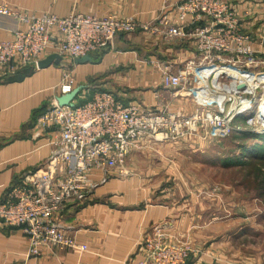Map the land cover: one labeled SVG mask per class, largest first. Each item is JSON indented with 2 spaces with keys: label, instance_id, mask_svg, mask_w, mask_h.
<instances>
[{
  "label": "crops",
  "instance_id": "crops-1",
  "mask_svg": "<svg viewBox=\"0 0 264 264\" xmlns=\"http://www.w3.org/2000/svg\"><path fill=\"white\" fill-rule=\"evenodd\" d=\"M1 1L34 14L51 13L65 17L83 12L97 17H134L142 22L156 20L160 12L172 18L176 7L183 2ZM228 1L234 2L239 10L251 3ZM238 15L242 21L248 19V16L242 14L241 18ZM16 25L14 19L0 17V41L11 38ZM244 25L248 29L246 23ZM148 40L155 42L154 37L146 33L120 34L101 60L75 65L74 68L82 80L98 74L99 80H95L94 86L100 91H111L109 89L123 84L125 89L118 90L119 93L117 90L112 92L118 93L129 103L159 111L164 107L175 110L180 103L177 97L184 99L190 96L181 89L164 88L160 84L161 65L154 63V60L159 59L162 65L164 62L172 67H180L193 56L194 45L167 48L156 45L150 50L140 45ZM146 49L149 53L157 51L156 57L153 54H150L152 57H141ZM164 53H169L170 57L167 59ZM62 69V66L55 64L45 69L28 66L18 72L0 67V202L6 199L12 188L22 184L28 186L31 176L45 169L44 164L52 152V133L39 126L37 116L60 95L58 86ZM80 97L82 95L79 93L76 100ZM195 99L187 98L194 102ZM205 102L211 104L208 100ZM170 144L169 141L142 139L129 152L124 166V172L128 174L122 175L117 168L109 170L104 183H100L101 177H96L99 183L92 192L82 199H71L62 212L53 217L55 223L64 227L79 245L87 246L88 250L43 247L40 255H31L22 230L0 222V264H139L147 254L146 239L158 234H162L167 243L183 241L190 245L192 252L188 264H257L231 257L226 239L218 240L207 225H198V221L204 218V211H196L195 206H200V201L187 192L189 180L180 174L185 166L178 160L186 152L177 148L176 144Z\"/></svg>",
  "mask_w": 264,
  "mask_h": 264
},
{
  "label": "built area",
  "instance_id": "built-area-1",
  "mask_svg": "<svg viewBox=\"0 0 264 264\" xmlns=\"http://www.w3.org/2000/svg\"><path fill=\"white\" fill-rule=\"evenodd\" d=\"M177 8L172 18L160 12L156 20L142 22L134 17H97L83 12L65 17L44 13L37 17L0 0V17L17 22L11 38L0 41V67L14 71L29 65L37 68L38 62L50 54L60 55L65 67L76 58L106 52L120 34L146 33L166 41L194 40L201 60L205 55L207 61L204 59L201 66L194 68L187 66L178 73L163 64L161 84L167 89L187 91L206 104L209 86L204 70L213 52L250 51L252 55L253 50L243 48L247 38L239 33V21L225 0H183ZM193 77L196 86L204 85V88L187 87L185 83ZM76 87L73 80L63 77L58 86L59 96ZM58 97L37 116L39 126L52 133V152L44 164L45 169L34 173L28 186L12 188L0 202V222L20 228L28 240L30 254L35 256L41 254L43 247L88 250L55 223L53 217L62 212L71 199H82L92 192L99 183L96 177H101L99 181L104 183L109 170L117 168L122 175L128 174L124 166L129 152L142 139L169 141L186 135H180L179 129L199 125L210 126L218 137L239 130L232 128L230 122L241 112L232 115V107L228 118L219 98L220 110L211 113L212 108L207 106L202 113L183 115L169 107L155 111L138 103H124L110 91H98L84 102L75 100L68 106H61ZM262 121L264 124V119ZM246 123L260 126L256 132L264 135V125H260L255 116L249 117ZM146 248L147 254L139 264H188L192 252L187 243L165 242L162 234L147 238Z\"/></svg>",
  "mask_w": 264,
  "mask_h": 264
},
{
  "label": "rangeland",
  "instance_id": "rangeland-1",
  "mask_svg": "<svg viewBox=\"0 0 264 264\" xmlns=\"http://www.w3.org/2000/svg\"><path fill=\"white\" fill-rule=\"evenodd\" d=\"M249 1H251V3L247 5V8L245 5L241 9L243 11V16H248V19L242 21L238 15L240 14L241 18L243 17L241 10L236 8L237 5L234 2L232 3V1L226 0L232 8V13H235L239 21V33L247 38L246 42L243 41V48H245V46L251 48L253 54L251 55L250 51L237 53L236 50H234V52L223 51V53L213 52L208 58L210 62H206L207 65L205 64V66H208V68L212 67L216 70H222V68H224L225 71L226 68L253 75L255 79L252 83L253 87L250 86L241 89L243 90V94L241 96L235 94L234 98L241 97L238 104L241 105L240 108L242 110H245L246 107H250L251 103L248 100L255 102L256 105H254L253 108H256L254 110L259 113L255 116L254 113L250 111V114L257 119L264 113V109L259 110L260 105L264 102V0H238L237 3L244 4ZM175 10L177 11L178 8L176 7ZM19 11L26 14L28 13L23 10ZM34 15L39 17L44 14ZM245 23L248 29H245ZM253 23L254 25H252ZM154 39L155 42L148 40L140 45L146 46L145 48L150 50L156 45L166 48L176 45H180V47L194 45L195 51L193 52V56L186 59L180 67H172L163 62L164 66L172 67L171 70L174 73H178L180 69L187 66L188 68L190 66L194 68L205 59L204 55L201 60L199 47L194 40L172 39L166 41L162 38ZM147 49L146 51L144 50L141 57L143 55H146L145 58L152 57L150 54L156 57L155 54H157V51H150L151 53H149ZM163 56H166L168 59L170 54L164 53ZM204 61L207 60L205 59ZM249 62H251V64ZM150 63H152V61H150ZM154 63H159L161 68H164L162 61H159V59L154 60ZM232 65L240 68L231 67ZM74 67V63H67L64 69H62V78L73 80L77 87H81L80 94L82 97L77 101L81 103L87 98L89 99L93 92L100 91L93 85L95 80H99V77H97V74L95 75L96 78L92 76L82 80L81 75L76 72ZM17 69L16 71L18 72L22 68L19 67ZM244 70L249 73L244 72ZM218 78L219 81L217 83L220 84V88L232 83V78L226 75H221ZM100 79H103V76H100ZM193 79L194 77L190 78V82L185 83V85L189 88H204V85L196 86ZM211 85L212 87L208 88L209 91L206 94L208 101L211 103L210 105H206L200 100L197 101L198 99H195V102L189 101L187 98L190 99L192 94L191 96L189 95L190 97L186 94L185 96L187 97L184 99L183 97H177L180 103L178 107H175L176 113L183 115L202 113L207 109V106L212 108V110L209 109L211 113L214 110H220L219 107H217V99L220 98V95L224 94V92L220 93V89L215 85L213 86V84ZM118 87L109 90H111V92L117 90L118 92V90L122 88L125 89L123 84H120ZM184 92L188 93L187 91ZM234 98L228 100L223 108L228 118L229 112L232 110L235 101ZM246 121L247 119L244 118L242 113L239 114L238 117L232 118L230 126L232 128H239V130L230 131L224 137H218L212 133L210 126L206 127L205 125H199L193 128L184 127L177 132H181L180 135H182V133H186V135L178 136L176 133L178 137L169 140V142L171 143L170 146L176 144L177 148H182L184 152L187 153L180 156L178 161L185 166L180 174L185 180H189L190 188L187 192L200 201V206H195L196 211L201 213L204 211V218L198 221V225H207L208 228L216 234V236H214L217 237L218 240L226 239L225 244L228 246V253L231 257L241 262L247 261L250 263L257 262V264H264V155L261 154L264 150V138L262 137L264 135L256 132V129H259L260 126L253 124L247 125ZM262 125L264 124L262 123ZM202 205H204V209H202ZM179 242L184 243L183 241Z\"/></svg>",
  "mask_w": 264,
  "mask_h": 264
},
{
  "label": "bare ground",
  "instance_id": "bare-ground-1",
  "mask_svg": "<svg viewBox=\"0 0 264 264\" xmlns=\"http://www.w3.org/2000/svg\"><path fill=\"white\" fill-rule=\"evenodd\" d=\"M18 10H20V9H18ZM62 68H64V67L62 66ZM239 70H241V69H239ZM244 72H247V71H244ZM247 73H249V72H247ZM251 74H253V73H251ZM221 75H226L227 77L232 78V83L230 85H224L222 88H220V84H218L217 82L219 81L218 77H220ZM205 76L207 78L206 82L208 83L209 88H211L212 87L211 84H213V86L215 85L218 89L221 90V91H219L220 93L224 92L225 96H224V94H221L220 95L221 97L218 99L219 102L222 104V106H224L228 100L233 99L234 95L236 94L237 91H240L239 92L240 96L243 94V90H241V89L239 90V88H238V85L240 83L243 84L245 87H250V86L253 87L252 83H253V81H255V79L253 78V75L244 74V73L233 71L231 69H226V68H225V71H224V68H222V70H220V69L216 70V69H213L212 67L206 68ZM205 85H206V83H205ZM232 94H233V96H232ZM240 98L241 97H239V98L236 97V98H234L235 101L233 100L234 104H233L232 115H234L235 112L236 113L241 112L242 115H244V118L248 119L249 117H252L250 114V111H251V113H254V115L257 116V114L259 112L254 110L256 108H253L254 105H256V103L247 99L251 103V105L249 108L246 107L245 110H242L240 108L241 105L238 104V101ZM244 103H248V102H244ZM238 108H240V109H238ZM261 109H264V102H262V104L259 107V110H261ZM246 111H247V114H246ZM247 115H248V117H247ZM263 119H264V113L262 115H260L256 120L260 121V125H262Z\"/></svg>",
  "mask_w": 264,
  "mask_h": 264
},
{
  "label": "water",
  "instance_id": "water-1",
  "mask_svg": "<svg viewBox=\"0 0 264 264\" xmlns=\"http://www.w3.org/2000/svg\"><path fill=\"white\" fill-rule=\"evenodd\" d=\"M87 63H94V59L91 55H86L82 58H76L74 60L75 65H84ZM53 64L58 65V66H62L63 65V58L58 54H50L46 58L41 59L38 62L37 68L38 69H45V68L50 67ZM238 88L243 89V88H245V86L243 84H239ZM80 90H81V87L78 86L74 90H72L70 93L59 96L57 98L58 103L61 106L73 105V102L76 100L78 94L80 93Z\"/></svg>",
  "mask_w": 264,
  "mask_h": 264
},
{
  "label": "trees",
  "instance_id": "trees-1",
  "mask_svg": "<svg viewBox=\"0 0 264 264\" xmlns=\"http://www.w3.org/2000/svg\"><path fill=\"white\" fill-rule=\"evenodd\" d=\"M105 52L103 51H100V52H96V53H94V54H92L91 56L93 57V59H94V63L95 62H97L98 60H101L102 59V57H103V54H104ZM35 68V67H34ZM28 71V70H27ZM30 72V71H29ZM28 72V73H29ZM25 73H27L26 71H25ZM95 84V82L93 83V85ZM99 89V88H98ZM100 90V89H99ZM98 92V91H97ZM111 92V91H110ZM95 92H93L92 93V95L94 94ZM115 94V96H116V98L117 99H119V100H121V101H123L124 103H129L127 100H125L123 97H121V96H119L117 93H114ZM92 95L90 96V97H92ZM88 99V98H87ZM82 103V102H81ZM263 138H264V136H262ZM262 150H263V148H262ZM264 151V150H263ZM261 152V154L262 155H264V152Z\"/></svg>",
  "mask_w": 264,
  "mask_h": 264
}]
</instances>
